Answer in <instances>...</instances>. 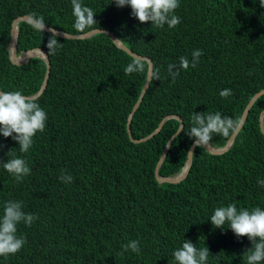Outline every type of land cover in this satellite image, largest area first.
Here are the masks:
<instances>
[{
  "label": "trees",
  "instance_id": "obj_1",
  "mask_svg": "<svg viewBox=\"0 0 264 264\" xmlns=\"http://www.w3.org/2000/svg\"><path fill=\"white\" fill-rule=\"evenodd\" d=\"M96 12V24L75 28L72 0H0V89L40 90L46 61L33 56L25 64L10 58L13 21L21 15L43 19L47 26L83 34L100 28L112 31L134 52L154 63L150 86L132 123L134 139L151 134L169 115L183 119L160 168L175 176L185 166L194 138L188 130L194 112L219 111L240 119L252 97L264 89V6L259 0H181V22L163 28L140 22L130 6L111 0H80ZM52 35L27 21L19 22L18 55L43 48L51 61L44 92L37 97L48 112L46 129L38 132L27 153L18 141L0 135V161L21 155L31 166L23 180L0 167V210L8 199L24 201L25 211L38 215L21 224L26 244L15 254L0 256V264H171L173 249L191 239L210 248V264H245L242 253L251 247L247 235L214 228L209 216L215 207H264V94L227 151L215 154L196 146L189 174L179 182H161L156 168L181 121L169 118L158 133L135 142L128 118L147 80L149 64L131 75L124 68L134 56L104 32L88 38ZM203 49L196 67L181 69L172 78L170 63L191 59ZM231 89L228 97L222 89ZM231 136V135H230ZM230 136L214 135L223 147ZM9 154L7 156V153ZM61 170L73 180L59 179ZM140 242V252L122 246Z\"/></svg>",
  "mask_w": 264,
  "mask_h": 264
},
{
  "label": "clouds",
  "instance_id": "obj_2",
  "mask_svg": "<svg viewBox=\"0 0 264 264\" xmlns=\"http://www.w3.org/2000/svg\"><path fill=\"white\" fill-rule=\"evenodd\" d=\"M117 7L130 6L132 15L140 22L151 21L163 28L177 26L181 17L176 13L180 7L181 0H111ZM255 2V0H254ZM264 6V0H259ZM73 15L75 16V28L80 31L89 29L96 24L95 15L91 7L83 5L80 0H72ZM37 29L46 30L47 25L40 19L35 24ZM52 33L48 40V47L56 51L60 47L57 39L58 33L55 29L47 28ZM203 49H193L191 59L188 56H181L179 63H170L168 72L172 78L180 74L181 69L196 67ZM145 62L141 58H133L124 68V72L131 75L143 72ZM159 79L158 73H153ZM231 89L225 88L220 95L228 97ZM193 124L187 131L189 136L194 138L195 146L208 145L214 135L220 134L225 137L239 131L242 121L231 116L223 115L221 112H194L191 116ZM48 112L41 106L35 95H26L23 89L6 91L0 89V135L11 137L18 141L21 153H27L34 144V138L38 132L46 129ZM183 128V125L177 130ZM264 130V129H262ZM9 151L7 153V156ZM0 167L12 174L17 180H23L32 169L28 161L21 155L10 156L0 161ZM59 179L64 182L73 180L71 173L61 170ZM258 185L264 187V178L258 179ZM38 219V215L25 211V204L22 200L8 199L2 204L0 210V256H8L20 251L26 244V236L19 234V226L23 223L31 226ZM214 228L222 230L231 229L233 233L242 238L247 235L251 241V247L242 253L245 264H264V207L255 206L252 208L238 207L235 202L222 204L215 207L209 216ZM124 251L131 250L140 252V242L131 240L122 246ZM210 248L208 246L198 247L196 242L185 239L181 246L173 249L171 264H210Z\"/></svg>",
  "mask_w": 264,
  "mask_h": 264
},
{
  "label": "water",
  "instance_id": "obj_3",
  "mask_svg": "<svg viewBox=\"0 0 264 264\" xmlns=\"http://www.w3.org/2000/svg\"><path fill=\"white\" fill-rule=\"evenodd\" d=\"M20 21H27V22H30V23H32L34 25L37 24L39 21H37L35 18H33L30 15H21V16L17 17L13 21L12 40H11V45H10V58L16 64H25L33 56H40L46 61L47 70H46V74H45L42 86H41L40 90L38 91V93L35 94V97L37 98L38 96H40L44 92V90H45V88H46V86L48 84L50 73H51V61H50V58H49V55H48L47 51L45 49L39 48V47L27 50L23 54L18 55L19 22ZM47 28L55 29V28L50 27V26H47ZM47 28H46V31H48ZM55 31L59 34V36L66 37V38H88V37H91L94 34H97V33H100V32H104V33L109 34L112 37V39L118 44L119 47H121L123 50H125L126 52H128L129 54L134 56L135 58L138 57V58H141L142 60H147L148 61L149 71H148L147 80H146V82L144 84V87L142 89L140 98L138 99V101L134 105L133 110L131 111V113L129 115V118H128V124H127L128 127L127 128H128V132H129L130 138L133 141L141 142V141H145V140L149 139L150 137H152L153 135L158 133L160 131V129L162 128V126L164 125L165 121L167 119L171 118V117L180 120L181 121L180 127H181V125H183V127H184L183 119L179 115H169V116H166L161 121L160 125L151 134H149V135H147V136H145L143 138H140V139H134L133 135H132L131 123H132V119H133V116H134L136 110L139 108V106L141 105V103L143 101V98H144V96H145V94H146V92H147V90H148V88L150 86V83H151V80H152V77H153L154 63H153L152 58L134 52L131 48H129L122 40H120L110 30L96 28V29H92V30H90L88 32H85L83 34H78V35L77 34H70V33H67V32H64V31H61V30H58V29H55ZM262 94H264V89H262L261 91L257 92L252 97L250 102L248 103V105L245 108V110L243 112V115L241 117L242 124L240 126L239 131H237L236 133L232 134L230 136L229 140L227 141V143L223 147H214L211 143H209L208 145L205 146L207 148V150H209L212 153L219 154V153H223V152L227 151L228 149H230V147L234 143V140H235L236 136L238 135V133L242 129L246 119L248 118V115H249V112H250L251 108L253 107V105L256 102V100ZM261 126H262V129H264V112L262 113V116H261ZM182 129L183 128H181L179 131H177L170 138V140H169V142L167 144V147L164 150V152H163V154H162V156L160 158V161L158 163V166L156 168V175H157L158 179L161 182H179V181L183 180L190 172V169H191V166H192V161H193V154H194V150H195V147H196L194 143L190 147L187 162H186L185 166L183 167L182 171L179 174H177L175 176H161L159 174V168H160V166H161L166 154L168 153V150L170 148V145H171L173 139L182 131Z\"/></svg>",
  "mask_w": 264,
  "mask_h": 264
}]
</instances>
